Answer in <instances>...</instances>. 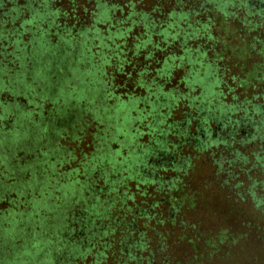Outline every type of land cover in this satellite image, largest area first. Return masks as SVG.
Wrapping results in <instances>:
<instances>
[{"label":"trees","instance_id":"obj_1","mask_svg":"<svg viewBox=\"0 0 264 264\" xmlns=\"http://www.w3.org/2000/svg\"><path fill=\"white\" fill-rule=\"evenodd\" d=\"M113 1L0 0V164L6 167L0 174V264H191L197 254L171 255V243L215 252L221 239L234 244L250 233L264 242V12L248 0ZM95 79L105 103L143 99L140 88L146 99L154 94L181 104L182 117L157 135L163 144L151 156L161 165L145 162L147 171L135 166L140 171L127 175L117 167L103 180L105 164L114 159L110 145L106 160L89 161L82 125L71 123V135L62 130L59 113L71 101H89ZM111 116L94 120L99 142L119 143ZM169 143L174 160L164 147ZM20 154L28 176L14 162ZM207 154L228 172L222 186L230 203L228 214L220 213L224 222L206 227L200 217H181L186 204L180 203L191 199V175ZM91 162L92 172L81 178L78 167ZM66 174L72 179L61 177ZM43 181L35 193L33 186ZM77 182L90 196L85 209L78 204V231L61 237L43 231V201L58 211ZM245 202L251 210L241 207ZM229 214L250 216L235 227Z\"/></svg>","mask_w":264,"mask_h":264},{"label":"rangeland","instance_id":"obj_2","mask_svg":"<svg viewBox=\"0 0 264 264\" xmlns=\"http://www.w3.org/2000/svg\"><path fill=\"white\" fill-rule=\"evenodd\" d=\"M125 1L128 0H123L122 2L124 3ZM248 1L254 4L256 8L261 10L262 13L264 12V0ZM116 2H118V0L113 1V3ZM174 6L175 2L166 7L164 9V12L171 11L172 9H174ZM98 77L99 76H96V78ZM97 81V79H95L94 82L92 80V92L90 94L91 96L89 98V101H71L69 102L70 105L68 107L70 109L66 110L67 107H65L62 113H59L60 115H58V112H56V114L58 116H61L62 120L65 121V125H63L62 122H58L59 126L62 127V130H68V133L71 135V130L74 132L73 128L71 127V123L72 126L82 125L81 139L84 143H86L85 145L90 144L89 147L85 146L83 148L84 151L87 152L89 161H91L92 158L95 159L96 157L97 159L103 158L106 160V153L108 152V150L106 149L108 148L107 146L110 145V147L112 148V152L109 153V155L114 158L113 161H115V163H113L112 161L113 164H105V168L101 174V178L103 180L107 178L108 174L112 175L113 172L117 170V167L121 170L123 169V174L127 175V173H131L132 170H134L135 172L140 170L147 171L144 166L146 164L149 165V163L152 165L155 164L156 166L161 165L162 163L160 162V159H154V156H151V154L154 152L156 154L159 153L160 147L157 146H161V144H163L161 139H159L157 135L160 131L164 133L163 130L168 129L167 125H170L171 123L175 122V120H179L182 117L181 104H178L179 106L177 107V104L175 105L173 100L171 102L167 97L164 98V100H161L158 99L160 97L157 98V96L154 94L153 96H150L149 99H146L144 98L145 93L140 88L137 92L138 94L142 93L143 99L135 98L133 99V101L110 99L107 103H105V99L102 102V91L98 90L101 88L100 84H98ZM174 82L175 84H177L176 79H174ZM176 88L179 91L184 92V87L182 85H179ZM57 93L58 92H56L55 94ZM209 93H211L210 96L213 95L212 91H209ZM4 98H7L8 100L11 99V97L7 95H3V99ZM101 102L103 104H101ZM52 107L54 108V106ZM47 109L48 108H46L45 110ZM184 109L187 112H193V109H189L188 104L186 105V107H184ZM53 113H55V111H53ZM168 113L171 114L170 117ZM105 114H107L108 116L112 115L110 130L117 132V135L119 137L117 138V141H119V143L112 142V140H107L105 138L99 142V139L95 137L99 133L100 126H97L94 120L97 117L104 116ZM164 114H167L166 121ZM190 115L191 113L187 114V116ZM161 120L162 122H166V124L162 123ZM68 124L70 126H68ZM8 127H6V130L8 129ZM172 131L174 132V130ZM159 136L162 137L161 134ZM167 138L169 141H171V143H176L178 140L169 134L167 135ZM43 140H46V138L43 137ZM171 143L167 144L164 147L172 149L170 152L172 155L171 159L174 160L177 156V153L175 149H173V145ZM73 144L74 142L71 141V139L64 144L63 147L67 148L62 150L66 156L69 155L68 150L72 149ZM105 144H107L106 148ZM165 150L167 151V149ZM21 156L22 154H20L19 160L17 161L15 159L14 162H20L22 168L19 171L28 176L30 171H24L25 166L23 165H25L26 160H24ZM77 156L80 157L79 155ZM21 158L22 161H20ZM116 161L118 163H121L117 164ZM76 166L77 161L75 160V162L69 167V170L74 169ZM135 166L141 167L140 170H137ZM52 168L53 167L51 166V169ZM78 168H81L79 176L82 178L83 172H92L93 164L91 162L90 167L79 166ZM221 169L222 168L219 167V164H216L213 158L209 156V154L205 155L200 159V161H198V164L196 165L190 179V193H192L191 199L189 201H186L187 198L183 197L180 203L186 204V206H184L186 210L182 212V214L180 215L181 217L183 215L184 219L186 218L190 222H193L195 219H198L200 217V219L204 221V225L206 227L210 225L219 226L224 222L223 219L220 218V213H222V215H224L225 213L228 214L226 208L227 203L229 204L230 202H228L229 196L227 194V190H225L222 186L224 178L228 177V172L226 169H223V171H221ZM2 172H6V167L5 165L0 164V174ZM95 175H98V172H96ZM61 177H68L69 180L72 179L69 178L68 174L61 175ZM1 178L3 179L4 177ZM45 183L46 182L43 181L39 183L38 186H33V190L36 188L34 192L37 193V191L42 190L41 187H44L46 185ZM83 187L84 184L82 182H77L75 187H73L71 190V194L74 195L73 198L69 199L71 197L69 193L67 195V200L63 202V204H61V209H59L58 211L56 210V212L55 210L53 211L50 209V200H47L48 198L43 201L42 206H40V212L42 214H45L44 216L46 220H48V225H46V227H41L43 231L50 229V232L57 234L60 237L62 235L67 236L69 233H76L78 231V222L75 221V219L78 218V214L80 213V211H77L78 204L83 205V210L86 208V202L89 204L90 198L89 193ZM50 197L51 196H49V199L52 198ZM193 197H198L199 199L198 204L196 203V205H198V208L194 204L195 199ZM187 202H190L191 209H187ZM194 207L196 209H193ZM241 207H244V209L248 211L251 210L252 205L250 202H245L241 203ZM203 210H205L204 212H206V214L204 215L201 214V211ZM247 216L249 217L250 214H244V216L234 214L231 215L229 219L231 220V223H234L235 227H238L242 223L239 221H242V219H246ZM64 222L69 223V226L65 227ZM27 229L30 231V228ZM37 229L38 231L40 230L39 228ZM223 234L226 235L225 233ZM0 237L3 238V235ZM221 242L223 243V245H221L220 251L215 252L211 251L210 247H207L206 249H204V251H200L198 249L194 250L192 246H188L186 245V243L177 244L173 242L171 243L172 247L170 253L171 255L177 256L179 258L190 257L191 255L193 256V254H197L198 257L196 258V262L191 264H264V242L258 239V235L256 233H250L242 237L238 243L230 244L227 241L224 242L222 239ZM64 248L65 254H67L68 251L70 252L68 245ZM203 253H205V256L203 257L204 259L201 258V254ZM6 263L10 264V260L7 259ZM47 264L52 263L50 262Z\"/></svg>","mask_w":264,"mask_h":264}]
</instances>
